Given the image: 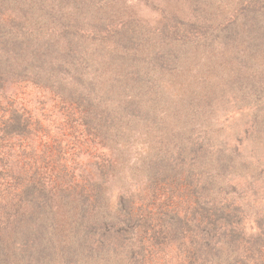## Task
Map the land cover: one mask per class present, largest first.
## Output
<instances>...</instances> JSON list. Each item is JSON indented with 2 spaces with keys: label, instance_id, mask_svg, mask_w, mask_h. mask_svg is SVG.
<instances>
[{
  "label": "trees",
  "instance_id": "trees-1",
  "mask_svg": "<svg viewBox=\"0 0 264 264\" xmlns=\"http://www.w3.org/2000/svg\"><path fill=\"white\" fill-rule=\"evenodd\" d=\"M93 2L94 0H77L76 3H73L75 15L69 21L68 16L55 17L52 13L53 4L42 8L41 13L48 15L47 17L43 18L40 15L37 19V14L40 13L44 1L36 3L31 8L24 2L17 4L20 13L17 15L14 14V5L16 4L14 0H0V144L4 142L7 144L0 148L12 147L11 143L14 139H17L18 142L30 140L36 144L33 140L38 138V147L42 153L40 155V151L33 148L30 158L21 159L13 155L2 158L7 152L0 151V162H2L0 168L5 165L12 170H17V173L18 170L23 169V176L21 177L18 173L20 178H16L13 175L11 183L7 181L11 177L7 173L13 174V172L9 168L7 171L0 169V229L6 230L18 224L22 227L20 236L15 237V241L18 243L12 249L13 254H10L7 248L5 237L0 236V264H31L29 261L34 256L38 257L40 264H52L49 262L52 255L42 254V250L39 248V244L44 239L46 240L47 236V233L42 232L40 226L47 223L49 229H59L60 218L57 217H60L62 212L60 207L69 202L76 187L75 184L69 185L71 181L68 175L66 176L63 171L58 172L59 170L56 169V163L59 160V156L55 154L57 145L53 144L56 140L47 142V144L40 140L41 137L44 138L40 117L29 112L22 100L25 97L27 99L28 91H32L37 97L45 92L49 96L50 102L56 98V106L52 108L60 113L59 117L65 119V125L71 132L69 136L67 134L66 138L71 139L72 136H75L73 130L76 126L81 125L77 119L89 115L88 104L82 94L75 91L73 86L60 83L58 75L62 74L64 70L74 69L76 72L78 67L83 68L85 64L89 65L94 59H97L98 62L100 53L104 54L103 47L90 45L95 39L102 40V36L105 35L106 27L103 25V21L102 23L99 21L101 27H97L93 26L94 19L87 21L81 16L85 14L87 18L88 16L92 17V12L95 10ZM98 5L103 7L105 3L98 0ZM203 11L206 12L207 9H203ZM53 20L56 21L52 23ZM46 22L50 23L54 30L47 29ZM248 22L249 18L243 22L242 26L229 22L221 29L213 28L218 34L216 39L214 38L213 45L205 51V56L208 58L206 65L209 66L205 73L209 77L217 78L218 87H220L222 79L224 85L227 88H233L234 90L231 91L236 94L252 91L255 96H259L261 91L254 88V68L259 65L257 63L264 62V16L262 18L259 16L256 20ZM124 27L128 28L127 25ZM126 28L121 30L124 35L128 34ZM228 29L231 31L228 32ZM106 53L114 56L113 51ZM256 54L261 57L259 60L262 61L256 62L258 59L252 58ZM243 55L248 58L241 60ZM209 57L214 58L210 61ZM212 64L217 69L218 77L213 75L214 70L211 71ZM252 66L254 67L250 68ZM106 69L103 65L100 73L105 72ZM96 70H98L97 67L94 70L97 76ZM150 71L149 68L145 75ZM231 77L233 80L228 81L227 79ZM212 78L211 80L187 83V94L181 95L184 102L177 108L174 107V112L172 106L179 101L175 103L156 93L158 96L153 99L149 97L143 104L146 110L139 109L137 100L131 98L124 109L132 105L134 106L132 110H129L125 116L120 115V118L114 116L112 119H101L99 126L105 127L104 136L107 139L112 138V134L117 135L122 131L126 134L127 124H131V117L136 118L134 122L143 123L146 132H149V134H145L146 137L156 134L155 131L159 125L167 119L173 121L176 128H184L193 119L194 105L201 106L204 104L203 102L211 100L210 95H206V93H211L214 90L212 84L215 82L212 83ZM92 79L90 77V84L94 88L95 84ZM100 91L108 92L110 88L106 86L105 91ZM137 108L138 117L134 113ZM169 112H172L173 115ZM183 113L185 115L178 116ZM86 119L84 118V120ZM86 124L90 128L93 126L92 123H83V125ZM97 130L103 129L98 127ZM188 147L192 151L197 150L194 144H190ZM188 156L186 147L182 145L178 146L170 157L164 155L155 159L148 167L149 172L146 171L148 187L151 188L152 184L164 182L166 176L164 174L168 170L182 172L184 165L182 163ZM216 159L219 161V172L216 179L205 177L201 183L198 179H192L191 187L188 188L192 189L191 191L187 192L185 196L177 195L176 200L173 199L174 191H172L170 197L165 198L157 205L155 212L146 213L141 208L134 212L132 206L134 201L129 196L126 197L122 190L118 191L117 195H119L116 198L118 205L116 204L117 208H114L115 214L113 215L112 211L109 212L107 208L102 209L98 219L93 222L92 231L88 232L94 237L93 242L95 241L97 244L94 251H109L111 256L106 252L109 264L123 262V264H264V216L263 218L256 217V213L253 212L255 216L252 220H248L246 214L250 211L244 210L240 206H234V192L228 191V188L220 183V181L227 183L224 180L227 179L225 172L227 170L231 174L230 180L248 184L247 181H252L259 176L257 172L263 173L262 170L258 171L257 164L263 163L264 159L257 158L249 161L253 166V169L250 168V175H248L249 173L243 174L242 165L237 163L235 157L226 152L218 153ZM243 164L247 165V161ZM4 169L6 168L4 167ZM48 176L53 180V183L45 184ZM190 178L185 177L181 180L185 182ZM181 180L179 182L183 184ZM173 183L179 184L176 179H173ZM230 184L232 183L230 182ZM186 185L189 186L190 183L187 182ZM216 188L221 193L218 198L212 197ZM80 192L79 195L82 197H88L86 193L81 190ZM256 195L251 196L250 203L252 201L256 204L259 203L264 211V194L259 195L258 198ZM71 204L72 202H70ZM153 204L155 205V203ZM254 208H251L252 211ZM72 217L69 215L68 219L66 218L70 228H72L70 223ZM153 220L154 225H151ZM231 220H235L237 223L231 222L228 225ZM244 221H247L246 225L242 224ZM61 222L63 223V220ZM220 222L227 224L225 231H222ZM248 224H251L252 227L247 228ZM74 228L79 229L77 222H75ZM133 233L143 239L150 240V242L146 244L140 240H133ZM54 234L57 235L55 232ZM82 236L90 237L85 234ZM76 239L78 238L76 237ZM14 245L12 244V246ZM47 245L48 249L53 246L49 241ZM167 249L171 251L169 256L164 255ZM15 250L19 256L18 259L14 253ZM58 250L52 258L54 264L73 261L76 258L77 252L72 249ZM114 258H120V261H116Z\"/></svg>",
  "mask_w": 264,
  "mask_h": 264
},
{
  "label": "rangeland",
  "instance_id": "rangeland-1",
  "mask_svg": "<svg viewBox=\"0 0 264 264\" xmlns=\"http://www.w3.org/2000/svg\"><path fill=\"white\" fill-rule=\"evenodd\" d=\"M14 1L16 2L14 14H20L17 4L21 2L31 8L36 3L44 1L40 13L37 14V19L40 15L43 18L47 17L48 15L41 13L42 8L53 4L52 13L55 17L68 16L69 21L70 18L71 20L74 18L73 3L77 2V0ZM100 1H103L105 5L101 7L98 5V0H94L93 8L95 7V10L92 12V17L88 16L87 18L85 14L81 16L87 21L94 19L93 26L97 27H101L99 21L101 23L103 21V25L106 27L105 35L102 36V40L95 39L90 45L103 47L104 54L97 53L100 57L98 62L97 59H94L89 65L85 64L83 68L78 67L76 72L74 69H70L64 70L62 74L58 75L60 83L73 86L75 91L82 94L88 104L89 115L84 117L87 118L86 120L82 117L77 119L81 125L76 126L73 130L75 136L72 138L74 140L66 138L67 134L69 136L71 132L65 125V119L59 117L60 113L52 108L56 106V98L50 102V98L45 92L37 97L32 91H28L27 99L25 97L22 100L29 112L40 117L41 129L44 132L42 135L44 138L41 137L40 140L46 144L56 140L53 143L57 145L55 154L59 156L56 169L59 170L58 172L63 171L66 176L68 175L71 181L69 185L75 184L76 187L69 202L60 205L62 212L60 217H57L60 218L59 229H49L47 223L40 226L42 232L47 233V236L46 240L44 239L39 244V248L42 250V254L52 255L49 260L52 264H54L53 255L59 251L58 249H72L77 252L73 261H63L60 264L110 263L106 255L111 256V253L109 251H106L108 254L95 252L97 244L95 241L93 242L94 237L88 232L92 231L93 222L98 219L102 209L107 208L109 212L112 211L111 213L115 214L114 208H117L116 204L118 205L116 200L119 195H117L118 191L122 190L126 197L129 196L134 201L132 204L134 212L141 208L146 213H151L156 211L157 205L161 201L172 195V191H174L173 199L175 200L177 195L185 196L192 190L188 189L191 187L192 179H198L200 183L204 181L205 177L216 179L219 172V161L216 159L218 153L226 152L235 157L237 163L242 165L243 174L246 175L251 172L250 168L253 169L252 162L249 161L257 158L264 159V62L257 63L259 65L254 68V88L261 91L259 96H255L252 91L236 94L231 91L234 90L233 88H227L224 85L222 79L220 87H218L217 78L209 77L205 73L209 67L206 65L208 58L205 56V51L213 45L214 38L216 39L218 34L213 28L221 29L229 22L242 26L248 18L249 22L256 20L259 16L262 18L264 16V0ZM202 8L207 11H203ZM55 21L53 20L52 23ZM46 24L47 29L54 30L50 23L46 22ZM125 25L128 28L124 27ZM123 28L127 29V35L121 32ZM230 31L228 29V32ZM107 51H113L114 56L108 55ZM213 58L209 57V60L212 61ZM245 58L248 57L243 55L241 60ZM252 58H257L256 62L262 61L259 60L261 57L258 54ZM103 65L107 69L100 73ZM212 65L211 71L214 70L213 75L218 77L217 69L214 64ZM96 67L98 68L97 76L94 71ZM149 68L151 69L150 73L145 75ZM90 77L93 78L94 88L90 84ZM211 78L212 83L215 82V84L211 83L214 85V90L211 93H206V95H210L211 100L203 102L204 104L201 106L194 105L193 119L184 128H176L175 123L167 119L159 125L155 131L156 134L146 137L145 134H149V132H146L143 123L134 122L136 118L131 117V124H127L126 134L122 131L117 135L112 134V138L107 139L104 136L105 127L99 126L101 119H112L114 116L120 118V115L125 116L129 110H132L134 107L132 105L124 109L131 98L137 100L139 109L146 110L143 106L146 99L149 97L153 99L160 94L175 103L179 101L172 106L174 112V107L177 108L184 102L181 95L187 94V83L211 80ZM227 80H233V77ZM227 80L225 79V81ZM106 86L110 88V91H100H105ZM138 108L136 111L134 110L137 117ZM242 109L243 111H241ZM55 113L57 115H54ZM169 114L173 115L172 112ZM183 115L185 113L178 116ZM84 122L92 123L93 126L90 128L87 124L83 125ZM96 125L103 130H97ZM257 128L261 130L259 131ZM176 129L177 132L174 133ZM57 138L62 140L59 141ZM33 141L36 144L30 140L18 142L17 139H14L11 143L12 147L0 148V151L7 152L2 158L13 155L27 159L30 158L33 148L40 151V155H42L41 149L38 147V138H34ZM190 144H194L197 150H190L188 147ZM4 145H7L6 142L0 144V146ZM182 145L189 153L185 162L182 163L184 164L183 171L168 170L164 174V176L166 175L164 182L152 184V187L149 188L146 171L149 172L150 163L164 155L170 157L176 148ZM261 153L262 155H260ZM246 161L247 165H244L243 163ZM257 167H259L258 171L262 170L263 173L257 172L259 176L252 181H247L248 184L230 180L231 174L227 170H225L227 179H224L227 183L220 181L228 188V191L234 192L235 202L233 205L250 211L246 214L248 220H252L255 216L253 212L256 213V217L263 218L264 216V211L259 203L256 204L254 201L250 203L253 194H257L256 198L264 194V160L263 163L257 164ZM8 168L4 165L0 169L7 171ZM9 170L13 174L7 173L11 176L7 180L8 183L13 181V175L16 178L23 176V169L18 170L20 176L17 175V170L10 168ZM185 177L191 178L184 182L181 179ZM173 179H176L180 185H175ZM180 180L183 181V184L179 182ZM49 182L53 183V180L48 176L45 184ZM187 182L190 183L189 186L186 185ZM80 190L88 197L79 195ZM220 195L221 193L216 188L212 197L218 198ZM70 202H72L71 205ZM126 205L128 206L127 202ZM252 207H255L254 211H252ZM69 215L73 216L70 221L72 228L66 222ZM75 222L78 223L79 229L74 228ZM231 222L237 223V221L231 220L228 225ZM246 223L247 221H244L242 224L246 225ZM219 224L222 231H225L227 224L223 222ZM151 225H154V220ZM191 225L194 226L193 223ZM250 227L252 225L248 224L247 228ZM0 230V236L5 237L7 248L10 254H13L12 249L18 243L15 241V237L20 236L22 227L18 224L6 230ZM247 231L249 230L247 229ZM84 234L90 237L82 236ZM132 236L133 240H140L146 244L150 242L138 234L133 233ZM48 241L53 244L49 249ZM12 244L15 245L12 246ZM16 250L14 253L18 259ZM170 252L167 249L164 255L169 256ZM114 259L120 261V258ZM29 263L40 264V261L38 257L34 256Z\"/></svg>",
  "mask_w": 264,
  "mask_h": 264
}]
</instances>
